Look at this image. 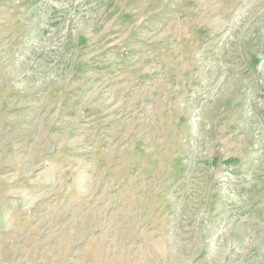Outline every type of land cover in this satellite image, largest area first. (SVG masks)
I'll return each mask as SVG.
<instances>
[{"label": "rangeland", "instance_id": "374dc122", "mask_svg": "<svg viewBox=\"0 0 264 264\" xmlns=\"http://www.w3.org/2000/svg\"><path fill=\"white\" fill-rule=\"evenodd\" d=\"M0 264H264V0H0Z\"/></svg>", "mask_w": 264, "mask_h": 264}]
</instances>
